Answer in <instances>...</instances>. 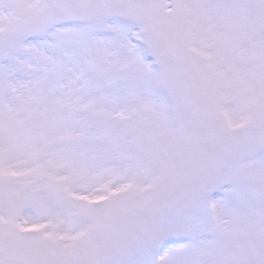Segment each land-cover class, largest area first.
Listing matches in <instances>:
<instances>
[{
  "label": "snow or ice",
  "instance_id": "6c2138e0",
  "mask_svg": "<svg viewBox=\"0 0 264 264\" xmlns=\"http://www.w3.org/2000/svg\"><path fill=\"white\" fill-rule=\"evenodd\" d=\"M0 264H264V0H0Z\"/></svg>",
  "mask_w": 264,
  "mask_h": 264
}]
</instances>
